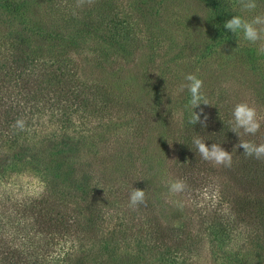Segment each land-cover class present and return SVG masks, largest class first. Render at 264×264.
<instances>
[{
	"label": "rangeland",
	"instance_id": "obj_1",
	"mask_svg": "<svg viewBox=\"0 0 264 264\" xmlns=\"http://www.w3.org/2000/svg\"><path fill=\"white\" fill-rule=\"evenodd\" d=\"M40 1H45L38 12L45 28L63 33L69 30L70 13L83 12L85 21L94 11L107 8L119 17L127 15L124 19L130 24L135 43L121 45L115 42L117 38L106 37L97 19L74 32L77 46L70 52L73 78L101 89L113 107L107 104L95 110L94 118L85 125L89 138L82 144L84 149L70 159L76 167V185L68 192L70 207L76 206V210L69 223L72 237L69 233L59 235L63 249L72 246L75 255L77 250L88 253L104 244L107 249L115 246L121 257L118 264L257 261L258 241L247 244L246 237L252 230L249 225L231 223L221 233L211 224L217 217L227 220L234 213L223 201L228 192L242 195L225 175L224 165L210 162L213 172L209 169L189 174L173 164L193 111L201 113L202 109L210 118L217 111L224 121L232 117L235 104L247 102L256 108L260 130L264 129V41L254 44L242 33L233 34L224 28L226 14L237 12L246 20L264 16V0H255L257 7L251 11L242 9L240 0H216L213 4L211 0H71L74 10L70 0ZM2 17L0 14L3 28ZM190 73L203 81L201 93L208 105L191 108L190 93L180 88ZM155 85L160 86L158 90ZM98 104L104 103L97 98ZM57 115V110L47 112L41 126L25 131L21 139L25 136L42 147L39 137L60 129L54 121ZM18 167H8L6 182L0 184V200H10L7 195L21 200L23 195L42 192L41 179ZM176 179L183 180L186 188L180 194H171L168 183ZM133 188L145 191L144 203L136 207L129 205ZM89 193L94 203L82 199ZM219 199L222 205L217 207ZM98 209L97 228L92 234L93 211ZM100 218L104 219L101 225ZM155 223L179 229L182 239L174 252L179 255L176 261L174 255L164 257L147 250V241L153 244L159 236L149 235ZM9 232L15 230L6 229L4 235ZM91 234L97 238H91ZM80 241L83 244L79 248ZM0 264L11 263L0 254Z\"/></svg>",
	"mask_w": 264,
	"mask_h": 264
},
{
	"label": "trees",
	"instance_id": "obj_2",
	"mask_svg": "<svg viewBox=\"0 0 264 264\" xmlns=\"http://www.w3.org/2000/svg\"><path fill=\"white\" fill-rule=\"evenodd\" d=\"M43 2L0 0L1 21L5 22L4 27H0V184L6 182L8 167L18 166H21L19 170L24 168V171H32L31 175L39 177L44 184L38 195H23L21 200L7 195L10 200H0V254L11 264H118L121 257L115 246L107 249L108 245L104 244L98 249H89L88 253L87 250H77L74 255L72 246L63 249L59 235L69 233L72 237L69 223L76 206L70 207L68 190L74 187L76 167L70 163V159L79 156L84 149L82 144L89 138V130L85 125L94 118L95 110L102 106L113 107L110 103L112 100L101 89L73 78L74 61L70 58V52L77 46L74 32L83 24H92L97 19L106 37L117 38L115 42L129 46L135 44L130 24L124 19L127 15L119 17L114 10L103 8L94 11L91 17L86 16L85 21L83 12L70 13L67 18L69 30L57 32L56 29L43 27V19L38 15ZM214 2L216 0H211V4ZM69 4L72 7L71 0ZM233 16H240V13L226 14L225 19ZM154 87L158 90L160 86ZM97 98L104 104L97 105ZM56 110L58 115L54 121L60 124V129L46 132L41 137L34 134L39 137L42 147L25 136L21 139L25 131L31 128L35 131L41 126V120L47 112L56 113ZM218 114L216 111L212 118L206 115V127L199 122L193 125L188 120L173 166L189 174L200 170L205 173L209 169L213 172L210 161L204 160L193 144L194 137H200L209 147L213 143L219 144L231 153L232 164L230 167L224 166L225 175L234 182L242 195L228 192L229 195H225L223 201L234 212L231 214L234 216L229 220L231 215L228 213L227 220L217 217L211 224L221 233L231 223L249 225L252 230L246 237L247 244L251 245L255 239L259 243L255 247L259 257L253 264H264V158L247 156L244 149L238 147L239 141L257 145L264 143V129L261 128L255 135L244 134L241 130L238 137L230 130L229 120L232 117L223 121ZM18 119L25 121V130L14 127ZM82 197L85 201L92 199L95 202L91 193ZM220 204L221 199L217 207ZM93 214L92 234L96 231L100 210L93 211ZM155 222H158L156 218ZM103 223L104 219L100 218L99 224ZM12 225L15 228H11ZM6 229L15 232L4 235ZM149 230V235L157 236L159 233V236L153 244L147 241V250L164 257L174 255L176 261L179 255L175 256L174 252L180 248L182 239L179 229L166 225L160 227L155 223ZM91 238L96 239L97 236L92 235ZM82 244L80 241L79 248Z\"/></svg>",
	"mask_w": 264,
	"mask_h": 264
},
{
	"label": "clouds",
	"instance_id": "obj_3",
	"mask_svg": "<svg viewBox=\"0 0 264 264\" xmlns=\"http://www.w3.org/2000/svg\"><path fill=\"white\" fill-rule=\"evenodd\" d=\"M78 3H83V0H78ZM240 3L244 10L251 11L257 7L255 0H240ZM224 28L233 34L242 33L245 40L254 44L258 41H264V16L261 15H257L251 20L243 19L241 16H233L224 22ZM185 80L187 83L182 84L180 88L181 90L186 88L190 93L191 98L189 103L191 108L195 109L200 104L208 105L207 99L201 93L203 81L191 73L185 76ZM202 113V109L199 114L193 111L189 123L194 125L199 122L202 126L206 127L208 117L204 115V120L201 121ZM231 116L232 118L229 120V124L231 125L230 130L238 137L241 135V130H243L244 134L249 135H255L260 130L261 123L258 119L257 110L247 102L235 104ZM14 127L21 131L25 130V121L18 119ZM193 144L204 160L210 161L215 165L231 166L232 155L229 151L224 150L221 145L213 143L209 147L200 137H194ZM238 147H242L244 154L247 156H254L256 159L264 158V143L257 145L253 142L239 141ZM168 188L171 194H180L184 192L186 184L183 180L176 179L169 181ZM144 201L145 191L133 188L129 195V205L136 207L144 203Z\"/></svg>",
	"mask_w": 264,
	"mask_h": 264
}]
</instances>
